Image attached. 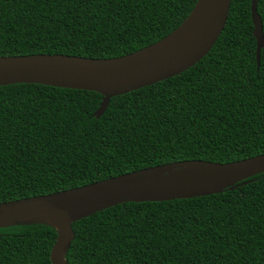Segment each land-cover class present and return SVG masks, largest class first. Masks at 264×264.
I'll list each match as a JSON object with an SVG mask.
<instances>
[{
  "label": "trees",
  "instance_id": "16d2710c",
  "mask_svg": "<svg viewBox=\"0 0 264 264\" xmlns=\"http://www.w3.org/2000/svg\"><path fill=\"white\" fill-rule=\"evenodd\" d=\"M199 0H0V57L109 59L175 31ZM252 0L189 70L111 99L40 84L0 86V203L181 161L264 154V49ZM264 32V0H258ZM69 264H264V172L218 194L124 203L73 224ZM57 229L0 228V264H52Z\"/></svg>",
  "mask_w": 264,
  "mask_h": 264
},
{
  "label": "water",
  "instance_id": "95a60500",
  "mask_svg": "<svg viewBox=\"0 0 264 264\" xmlns=\"http://www.w3.org/2000/svg\"><path fill=\"white\" fill-rule=\"evenodd\" d=\"M232 0H199L175 31L128 55L94 59L62 54L0 57V86L40 84L100 93L95 116L106 112L112 98L177 76L199 63L223 33ZM258 0L251 13L257 61L264 49ZM264 172V154L230 162L181 161L150 167L108 180L48 195L0 203V228L42 220L57 229L52 264H69L66 254L75 240L73 224L124 203L164 202L218 194ZM52 218L53 221H50Z\"/></svg>",
  "mask_w": 264,
  "mask_h": 264
},
{
  "label": "bare ground",
  "instance_id": "6f19581e",
  "mask_svg": "<svg viewBox=\"0 0 264 264\" xmlns=\"http://www.w3.org/2000/svg\"><path fill=\"white\" fill-rule=\"evenodd\" d=\"M49 220H50V221H53V219H52V218H49Z\"/></svg>",
  "mask_w": 264,
  "mask_h": 264
}]
</instances>
